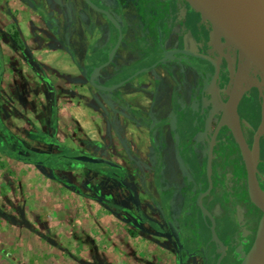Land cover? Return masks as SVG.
<instances>
[{
  "label": "flooded vegetation",
  "instance_id": "af4514ba",
  "mask_svg": "<svg viewBox=\"0 0 264 264\" xmlns=\"http://www.w3.org/2000/svg\"><path fill=\"white\" fill-rule=\"evenodd\" d=\"M55 2L57 13L53 15L43 4L27 0L44 24L47 21L53 31L57 30L56 35L60 23L89 30L86 25L93 26L96 20H103L109 26L100 9L110 10L121 26L126 23L125 19L136 24L129 25L137 30L131 31L130 39L126 40L127 58L120 65L114 64L111 73L149 54L148 51L145 56L141 55L142 47L135 44L139 37L146 39L145 44L150 46L146 48L158 52L144 69L129 74H137L138 78L150 76V80L142 82L152 87L145 108L132 107L115 92L106 95L107 102L116 110H113L114 115L110 114L111 128L117 130L119 123L116 121L128 119L131 127L143 133L137 144L128 134L130 125L127 128L123 123L122 132L115 133L122 136L119 143L124 159L138 169L137 194L125 184L132 179L128 169L125 173V168L111 156H104L121 166L123 172L121 177L106 175V192L102 199L108 212L129 228L135 226L141 239L154 246L159 258L161 252L171 254L174 264H240L254 242L263 215L251 197L249 170L254 164V180L264 196V85L257 80L240 97L234 109L227 106L238 53L222 39L217 42L211 34V26L184 0H89L98 9L86 0ZM159 4H163L160 13ZM142 7L147 11L143 17L138 11ZM191 13L198 20L187 28L183 26L187 22L184 19L189 20ZM147 18L155 22L154 32L146 28L148 23L144 19ZM95 31L92 30L93 34ZM123 35L124 41L126 33ZM150 35L159 36L154 45L148 44ZM183 48L204 54L212 62L197 58L203 63L190 62L188 65L183 59L185 56L177 54L171 60L155 63L164 52ZM82 50L87 57L97 48L85 45ZM227 111L231 118L225 123ZM4 143L7 152L32 159L33 152L25 151L18 140H0V144ZM133 151L138 154L135 158L130 155ZM52 154H55L53 159L59 161L58 149L55 153L39 152L43 159L32 160L42 162L54 174V170L62 167L53 168L45 161L52 159ZM109 183L124 191L108 192ZM89 187L97 196L98 190ZM118 198L121 200L115 201ZM199 203L208 214L202 211ZM193 228L191 238H187V229ZM172 230L177 232L182 250L175 243Z\"/></svg>",
  "mask_w": 264,
  "mask_h": 264
},
{
  "label": "rangeland",
  "instance_id": "374dc122",
  "mask_svg": "<svg viewBox=\"0 0 264 264\" xmlns=\"http://www.w3.org/2000/svg\"><path fill=\"white\" fill-rule=\"evenodd\" d=\"M8 6V1H0V71L2 72L3 63L7 60V57H3V50H8L10 52L16 50L21 54L11 56L10 59H8L11 60L10 64L16 62V69L14 68L13 71L17 74L19 80H17V83L10 88L14 91V94L11 97L8 96L9 93H6L7 89L3 88L4 96L7 97V102L6 105L3 106L0 104V140L15 139L20 141L24 146L25 151L30 153L33 152L30 154L31 157L33 156L32 159H43V157L39 155V152L46 154L55 153L57 149L61 155L71 158L79 155L81 152L98 154L101 156H111L112 160L119 164H122L123 162L128 164V171L131 173L130 175L132 179L128 183L125 181V184H127L129 188L131 187L135 192L137 188V167H134L131 161L126 162L121 148L116 153L111 147L105 145L106 143L103 137H99V133H101L105 123L110 126V114L114 115L113 110H115L114 107L112 105L110 106L107 102V96L90 88L86 79L83 77L82 83L80 82L79 85L76 84L77 87L79 86V91L81 93L85 92L86 94L85 96L79 97L80 103L84 107H86L85 105L90 104L94 109V113L98 116L97 119H93L91 114L85 112L81 116L83 121L71 120L70 117L66 116L67 112L64 110L63 118H57L54 110L56 111L57 107L66 109V106H57L55 100L54 103L52 102L49 88L51 81L49 78L46 81L43 79L47 78L42 68L43 65H41L31 53V50L35 49L36 46L34 43L29 44L31 41L27 40L31 37V34L25 29L23 34L21 31H18V33L15 31L17 25L10 22L13 20V14ZM158 9V13L161 11L163 12V4H159ZM138 11L141 17L147 12L143 7L139 8ZM164 13L166 12L164 11ZM155 18L154 20H156ZM158 18H161V15H159ZM188 19L189 20L184 19V21L187 22L183 26L191 28L193 23L197 22L198 17L191 13L189 14ZM144 20L148 23L146 28H149L151 32H154L153 27L155 22H153V19L147 18V20ZM176 21H179V19ZM72 27L74 26L62 25L60 23L57 37L58 40L54 41V43H50L51 45L47 44V49L50 50L52 46L53 48L56 46L59 47L61 51L64 50L69 56L73 57L75 48L71 38ZM122 29L123 31L125 30L123 27ZM65 34H68V49L64 46ZM12 37L17 40L20 46H22V49L17 47L13 42ZM158 37L159 36L150 35L148 44L150 45L153 43L154 45L157 42ZM145 40L144 37H139L135 43L136 46L142 47L140 52L142 53L141 55L144 56L148 51L150 52V49L146 48L150 46L145 44ZM109 51L110 48H104L99 55L102 58L97 57L98 60H106L105 58L108 57ZM183 59L197 65L203 63L202 60L197 58L185 57ZM147 65L148 63L146 60L141 58L131 65L122 66V68L108 80L106 85L116 84L130 73L135 72L138 69L142 70ZM7 69L9 70L8 67ZM22 70L29 73L32 79L27 77V75L24 77ZM103 76L104 75L102 74L99 77L101 82L104 81ZM139 79L145 80V77ZM128 83H125L124 85ZM121 87L114 91L115 94L117 93L119 95ZM25 94H27V97H29L31 101L27 102V105L30 107L29 112H26L23 109L24 104L22 103L23 100L21 95L23 96ZM14 100H16L15 103L13 102ZM174 108L176 111V106ZM116 109L120 110L121 108L117 107ZM26 113H30L31 115L28 114L27 116ZM125 120L126 122H124V120L116 121V123H119V125L116 124L117 130L114 131L112 128L111 129L117 134L122 132L120 126L123 123H126V126L127 124L132 126L128 119ZM124 129L127 128L125 127ZM96 133H98V135ZM128 134H130L129 129ZM37 135L46 137L47 143L36 138ZM89 136H92L94 139H89ZM116 137L119 140L122 136L119 137V135H117ZM134 151L130 155L135 158L138 154ZM11 154L12 153L7 152V146L5 143L0 144V178L3 174L5 175L6 172H9L11 178L16 182L13 191L11 186L7 188L9 190L7 191L11 193L10 197L13 199L8 197L11 201L8 203H2V206L0 205L1 212L8 217L6 218L5 216L0 215V231H9L11 235L14 236L15 231H12L15 229L17 230L15 241L13 239L9 241L10 244H14V247L10 249L0 248V264H104V257H100L98 254V251L102 249L101 243L103 242H100L101 239L96 240L95 237H91L93 236V233L89 234L84 231L85 229L88 230L87 225H91V223L95 224L94 226H103V224L108 223L112 225L114 233H109L108 230V232L104 234L105 243L103 244H123L124 240H126L123 237L125 235H128L126 240L128 245L133 248L134 244L137 242L135 239L136 237H140V242L143 241L135 226H133L132 229L129 228L125 222L121 221L117 216L110 214L107 207L103 204V199L105 197L104 193L106 192L105 186L107 184L105 175L109 174V176L117 175V177H121L123 176L122 171L113 170L104 164H82L73 161V159L59 160V162H55L56 160L53 159L55 154H52L51 160H54L56 165H61L62 167L54 170V174L72 186L67 188L57 180L53 179L51 172H49L46 166L39 163H30L29 165L24 164L23 162L21 163L19 162L20 159L14 158L12 156L13 154ZM7 157L10 161L5 159ZM134 158L132 159L133 161ZM4 160L8 163H4ZM12 163L13 165H11ZM125 173H127V169H125ZM24 178L28 179V182H26L28 185H25L23 188L22 185ZM47 179L55 181L50 184L47 182L49 186H46L44 185V181ZM36 182L38 185H35ZM29 183H31V186ZM89 186L98 190L97 196ZM109 186L111 188H108V192L114 191L113 194L117 193V190L119 192L124 191H120V189H117L118 187L112 186L111 184ZM27 188L28 191L31 192L30 194H32V197H34L35 193L38 194L41 192L40 196L43 198L41 197V200L37 201L38 204H43L40 206L42 208L41 210L39 209L40 207H38L39 210L34 211L35 207L34 205L32 206L33 202L31 198L28 199L29 201L25 202L23 199H21V201L19 200V196H21ZM37 188L38 190H36ZM0 193L2 194L3 192ZM45 193H47L48 196ZM4 194L7 193L5 192ZM52 194L58 195V197L61 196L60 198L62 199H59V201L55 200L56 197ZM99 195L100 197H98ZM135 198L138 200L137 195H135ZM120 200V198L115 199L117 202ZM126 206H128V203H126ZM29 208L30 210L27 211ZM86 210L93 211V215L84 213ZM75 211H78L77 214L80 212L86 214L83 220L80 219V224L78 225L76 223ZM105 215H111L112 220L109 222L108 219L107 221H104L103 216ZM41 221L46 222V224ZM184 224H186V222H184ZM126 229L128 231H126ZM192 230H194V228L190 231L187 229L185 234L187 238L189 236V238H191V233H193ZM101 234L103 235V233ZM98 242H100V244H96ZM146 257L148 258L149 256Z\"/></svg>",
  "mask_w": 264,
  "mask_h": 264
},
{
  "label": "crops",
  "instance_id": "0c3cea01",
  "mask_svg": "<svg viewBox=\"0 0 264 264\" xmlns=\"http://www.w3.org/2000/svg\"><path fill=\"white\" fill-rule=\"evenodd\" d=\"M4 1H8V5H9L8 7L11 13L13 14L12 15L13 20L10 22L17 25L15 27V31L17 33L18 31H21L23 34V31L25 29L29 31V33L31 34V37L28 38L27 40L31 41V43L29 44L34 43L36 45L35 49L31 50V53H32V56H34L39 61V63L43 65L42 68L47 77L43 79L46 81L49 78L51 81L50 83L51 85L49 86V88H50V96H51L52 102L54 103V100H55L57 103V106L58 105L66 106V109L57 107L56 111L54 110V113L55 115H57V118H60V117L63 118L62 116L64 115V112H63L64 110L67 112L66 116L70 117L71 120L83 121V118L81 116L85 112L88 114H91L93 119H97L98 116H96V114L94 113V109L90 104H87L85 105L86 107H84L80 103L79 97L85 96L86 94L85 92L81 93L79 91V86L77 87L76 84L79 85V83L80 82L82 83L83 81V76L81 72L79 71V67L84 65L85 56H84V51L82 50L84 46L85 45L89 46L93 44L95 45L94 47H96L97 49L104 50V48H110L112 43L114 42V35L109 38V36L107 37L105 33L106 30H108L109 26L103 20H96L95 21L96 24L93 23V26L86 25V28L88 27L89 30L72 27L71 38L73 40L74 48H75V51H74L75 53L73 54V57H72V56H69V54H67V52H65L64 50L61 51V49L56 46H54V48L52 46L50 50L47 49L48 47L46 45L50 43H54V41H57L58 35L55 36L47 28V26L44 24V22L40 18L39 14L35 12V10H33L30 5H28L27 0H4ZM36 2L43 4L44 7H47V9H50L52 11L53 15H56L55 13H57V4L55 0H36ZM126 23L128 25H132V23L133 25H136L132 21L131 22L127 21ZM98 27L102 30L103 35L98 42L94 43V41L91 40V35L93 34L92 30L93 29L96 30ZM135 29L137 30V28H133V29L131 27L129 28V32L126 33L125 35V38H124L125 40L122 42L119 49L116 51L113 63L105 68V72L111 73L113 70L114 64L120 65L122 64L124 59L127 58L128 53L125 50L126 40L130 39V33L131 31H134ZM94 34H96L94 38H97L98 33L95 32ZM2 52H3V57H7V60L4 61L3 63L1 80H0V94H1L0 104L3 106V105H6V102H7L6 100L7 97L4 96L3 88L7 89L6 93H9L8 96L11 97L14 94V91L11 90L10 88L12 87V85L17 83V80H19L17 78V74L13 71L14 68L16 69V66H15L16 62L10 64L11 60H8V59H10L11 56H14V55L17 56L18 54H21V53L16 50H14V52L3 50ZM7 67L9 68V70L7 69ZM22 71H23L24 77H26L25 75H27V77L32 79L29 73H27L25 70H22ZM159 74L163 75L161 71L159 72ZM145 80H150V76L146 75ZM143 81L144 79L140 80L139 78H135L130 83L122 86L120 89V92H119L120 96L134 108H145L147 105V98H149L148 94H149V91L152 90V87H150V85L146 87L145 85L142 84ZM145 89H147L146 90L147 93H145ZM21 98L23 100L22 103L24 104V107H23L24 111L29 112L30 107L27 105V102L28 101L31 102L30 98L27 97V94L23 96L21 95ZM15 101L16 100H14L13 102L15 103ZM28 114L31 115L30 113H26L27 116ZM128 126L129 124H127V128ZM103 127L104 128L102 129L101 133L98 132L99 137H103L105 139V143H106L105 145L107 147H111V149L117 153L118 150L121 148V145L119 143L118 138L115 135V132L106 123H105V126ZM129 130H130L129 136L133 137V139L135 140V144H137L139 142V139H141V136L143 135L142 131L138 130V128H134L131 126L129 127ZM98 133L96 134L98 135ZM88 138L94 139L92 136H89ZM5 159L10 161L8 157ZM6 162L7 161L4 160V163ZM19 162L21 163L23 162L24 164H28V165L30 164L24 160L22 161L19 160ZM11 165H13V163ZM120 165L123 168L129 170L128 164H126L125 162H123ZM53 181L55 180L47 179L46 181H44V185L49 186V184L53 183ZM26 182H28V179L24 178L23 185H22L23 188L25 185H28V183ZM29 185L31 186V183H29ZM35 185H38V183L36 182ZM10 186H11V189L13 188L12 189L13 191L15 189L16 182L11 178V176L9 175V172H6L5 175L3 174V176L0 178V192H3L2 194L6 192L7 194L2 195L0 193V201H1L0 205L2 203L10 202L11 200H9L8 197L10 199H13L10 197L11 193L8 192L9 190L7 189ZM36 190H38V188ZM30 193L31 192L28 191V188L25 189L22 195L19 196L20 197L19 200L21 201V199H23V201L25 202V201H29L28 199L31 198L33 202L32 206L34 205L35 207L34 211H37L39 209L41 210L42 208L40 206L43 204L42 203L38 204L37 202L38 200H41V197H42L40 196L41 192L38 194L35 193L36 195L34 194V197H32V194ZM45 194L48 196L47 193ZM52 195L56 197V199L54 198L55 200L59 201V199H62L60 198L61 196L58 197V195H54V194ZM38 207L40 208L38 209ZM28 210H30V208L27 209V211ZM77 212L75 211L74 213H76L75 217L77 220L76 223L78 225L80 224V219L83 220L86 214H83V212H80L77 214ZM84 213H89L90 215H93V211L86 210ZM6 218L8 217L6 216ZM103 219L104 221H107L108 219V222H109L112 220V217L111 215H107V216L105 215L103 216ZM43 223L46 224V222H43ZM108 224H103V226L98 225L99 226L98 227V226H94L95 224L91 223V225H87L88 230L85 229L84 231L89 234L93 233V236L91 237H95L96 240L101 239L100 242L105 243L104 234H106L108 230H109V233L110 232L114 233V230L112 229L113 228L112 225L110 223ZM126 231L128 230L126 229ZM12 232H14V236H12L9 231H6V232L0 231V248L10 249L14 247V244H10L9 241H11V239L15 241L17 230L15 229ZM101 233H103V235ZM123 237L124 239L127 240L128 235H125ZM135 239L137 242L136 244H134V248L128 245L126 240H124L123 244L108 245V244L101 243L102 249L98 251V254L100 257H104V264H174L171 254L168 255V254H165L164 252H161L160 258H159L157 251L153 245L145 243L144 241L140 242V237H136ZM100 242L96 244H100ZM146 256H149V257L147 258Z\"/></svg>",
  "mask_w": 264,
  "mask_h": 264
},
{
  "label": "water",
  "instance_id": "95a60500",
  "mask_svg": "<svg viewBox=\"0 0 264 264\" xmlns=\"http://www.w3.org/2000/svg\"><path fill=\"white\" fill-rule=\"evenodd\" d=\"M189 8L193 10L200 18L207 22L211 26V34L215 36L216 41L220 42L222 39L227 45L233 47L239 56L237 71L234 77L233 88L229 96L227 106L229 108H235L240 97L257 81L260 80L264 85V0H184ZM86 2L95 9H98L95 5H92L89 0ZM105 16L109 28L106 30V36L109 38L114 35V42L112 43L109 51V55L106 60H98L100 57L101 49H97L88 55L84 59V65L79 67V71L86 79L90 88L95 91L108 95L121 87L123 84L135 79L137 74L128 75L120 82L113 85H106L108 80L111 79L116 72L107 73L105 68L113 63L116 51L119 49L123 42V32H129V25L121 24L114 18V15L110 10H101ZM119 11V10H117ZM126 17V15H125ZM123 17V18H125ZM125 19L124 22H127ZM47 28L52 32L53 29L49 25V22H45ZM111 25V26H110ZM123 28L125 30L123 31ZM59 31V28H58ZM56 31L52 33L56 36ZM98 33L97 38H94L96 34L91 35V40L98 42L102 37V30L98 27L95 31ZM65 48L68 49V36L65 35ZM94 47L93 44L89 45V48ZM158 52L150 51L148 55L144 57L147 63L153 61ZM177 54L184 55L185 57L200 58L212 62V59L204 54H200L197 51H189L185 48L164 52L162 58L155 61V63H163L166 60H171ZM98 57V58H97ZM187 59V58H186ZM189 65L190 62L186 60ZM0 71V80H1ZM103 76L104 81L101 82L99 77ZM128 74V73H127ZM111 108V107H110ZM230 112L225 113L226 120H230ZM236 138L240 142V138L236 135ZM15 140V139H14ZM17 141V140H16ZM20 142V141H19ZM21 143V142H20ZM22 144V143H21ZM14 158L19 159L17 154L13 155ZM78 163L89 164H104L114 170H122V167L108 160L104 156H96L87 153H80L73 158L61 155L60 161L71 160ZM42 165V162H38ZM250 172V192L251 197L255 204L263 211L262 218L259 222L254 242L240 264H264V196L258 190L257 184L254 180V164L251 165ZM106 177V175H105ZM199 202V200H198ZM202 211L208 214L207 211L199 203ZM0 214L4 216V213L0 211ZM6 217V216H5ZM210 217V216H209ZM211 219V218H210ZM213 224V220L211 219ZM175 243L180 250L183 249L182 244L179 241V236L175 230H172ZM212 234L215 236L212 229Z\"/></svg>",
  "mask_w": 264,
  "mask_h": 264
},
{
  "label": "trees",
  "instance_id": "16d2710c",
  "mask_svg": "<svg viewBox=\"0 0 264 264\" xmlns=\"http://www.w3.org/2000/svg\"><path fill=\"white\" fill-rule=\"evenodd\" d=\"M12 40H13V42L17 45V47H18L19 49H22V46H20V44L17 42V40L14 39V37H12ZM36 138H38V139H40V140H43L44 142L47 143V141H46V137H44V136L37 135ZM8 155H9V153H8ZM11 155H12V154H11ZM12 156H13V155H12ZM19 159H20V160H24V161H26V162H28V163H34L32 159H24V158H23V159H22V158H19ZM55 160H56V159H55ZM45 161H49V162H50V166H52L53 168L56 167V164L54 163L53 160H51V159H49V158H46ZM55 162H59V161L56 160ZM113 170H114V169H113ZM51 176L53 177V179H55V180H57L58 182H60L64 187H67V188L72 187L68 182H66L65 180H63V179H61L60 177L56 176L55 174H52Z\"/></svg>",
  "mask_w": 264,
  "mask_h": 264
}]
</instances>
